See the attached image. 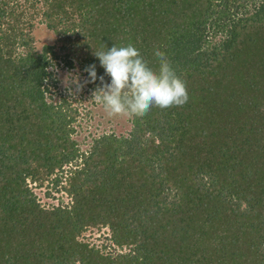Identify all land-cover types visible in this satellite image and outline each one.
Returning <instances> with one entry per match:
<instances>
[{
    "label": "trees",
    "instance_id": "16d2710c",
    "mask_svg": "<svg viewBox=\"0 0 264 264\" xmlns=\"http://www.w3.org/2000/svg\"><path fill=\"white\" fill-rule=\"evenodd\" d=\"M115 44L164 52L189 101L80 152L58 72L96 91ZM0 264H264V0H0Z\"/></svg>",
    "mask_w": 264,
    "mask_h": 264
},
{
    "label": "clouds",
    "instance_id": "9594fccd",
    "mask_svg": "<svg viewBox=\"0 0 264 264\" xmlns=\"http://www.w3.org/2000/svg\"><path fill=\"white\" fill-rule=\"evenodd\" d=\"M110 83L99 77L102 87H98L93 99L103 105L110 117L145 116L153 107L167 109L184 106L189 101L186 81L177 74L172 63L162 51L155 56L159 68L150 66L140 51L132 44L94 49ZM91 82L97 79L96 65L85 68Z\"/></svg>",
    "mask_w": 264,
    "mask_h": 264
},
{
    "label": "rangeland",
    "instance_id": "374dc122",
    "mask_svg": "<svg viewBox=\"0 0 264 264\" xmlns=\"http://www.w3.org/2000/svg\"><path fill=\"white\" fill-rule=\"evenodd\" d=\"M38 28L33 31L36 45L42 47L46 42L56 43L57 34L45 26L38 25ZM78 68L57 70L62 84L71 93L70 101L74 105L79 106V114L76 115L77 121L75 122V132L73 134L74 139L78 142L80 152L90 151L94 138L99 137L106 133L114 132L117 135H128L133 127L130 116L124 117H110L105 112L103 105L93 99L94 89L87 83L85 76L82 80H78L76 75ZM81 74H83L80 71ZM74 76V77H73ZM73 77V78H70ZM75 83V84H74ZM74 85V86H73ZM58 97L56 96V99ZM65 183V182H64ZM36 183H30V186L34 189L38 195L41 203L46 205H58L59 203H71L72 197L65 190L56 191L52 184L47 187L45 184L42 187H36ZM105 228H99L98 226L90 227L84 232L85 237L93 242L101 243Z\"/></svg>",
    "mask_w": 264,
    "mask_h": 264
}]
</instances>
